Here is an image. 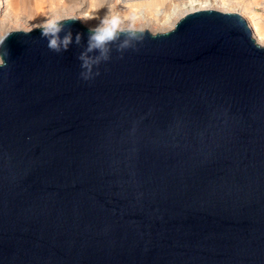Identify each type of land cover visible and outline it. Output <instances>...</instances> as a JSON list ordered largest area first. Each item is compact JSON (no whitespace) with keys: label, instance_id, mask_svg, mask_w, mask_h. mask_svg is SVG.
<instances>
[{"label":"water","instance_id":"95a60500","mask_svg":"<svg viewBox=\"0 0 264 264\" xmlns=\"http://www.w3.org/2000/svg\"><path fill=\"white\" fill-rule=\"evenodd\" d=\"M11 31L0 68V264H264V46L197 10L112 46ZM64 32L61 33V36ZM92 55L97 54L95 51Z\"/></svg>","mask_w":264,"mask_h":264},{"label":"clouds","instance_id":"9594fccd","mask_svg":"<svg viewBox=\"0 0 264 264\" xmlns=\"http://www.w3.org/2000/svg\"><path fill=\"white\" fill-rule=\"evenodd\" d=\"M91 16L84 18L71 17V19H90ZM132 18L122 16L120 12H109L104 18L100 20L94 28H89L86 48L80 53L77 59L80 61L81 71L80 78L87 81L99 75V65L106 62L111 57L112 46L114 45L116 51L123 52L133 46L134 42H139L142 36L137 34V29L131 23H125ZM64 19L55 17L46 19L37 27L40 28V35L46 41L49 50L56 53L65 52L68 50L70 43L79 44L81 41V34L77 32L73 41V34L71 31L65 32ZM32 31L31 28L27 29ZM64 35L61 36V33ZM9 35V34H8ZM8 35L0 34V68L6 64V57L8 50L4 46L5 39ZM97 54L92 55L91 53Z\"/></svg>","mask_w":264,"mask_h":264},{"label":"bare ground","instance_id":"6f19581e","mask_svg":"<svg viewBox=\"0 0 264 264\" xmlns=\"http://www.w3.org/2000/svg\"><path fill=\"white\" fill-rule=\"evenodd\" d=\"M120 5H123V8H129V6H134L141 10L154 9L153 17L154 19H146V17H151V14H146L143 12H138L136 9L132 10L131 13L135 15V17H131L130 21H125V23L135 24L137 20H142L145 26L155 23L157 25H165L167 24L169 28H173L177 19L181 18L187 13L194 12L197 10H217L221 12L228 13H239L242 14V17L248 24L251 29L252 36L255 39L256 43L260 46H264V27L260 24L261 19L258 20L253 17L254 11L251 7L250 3L253 0H249L245 7L242 9L237 7V5L225 3L222 1L221 4L217 2H213L212 0H121ZM201 1V7L197 10L194 9L197 2ZM244 3V2H243ZM203 4V5H202ZM6 5L10 9L11 13L16 16L18 13H23L25 15V20H30L31 22L41 21L42 18L48 17V10L46 7V3L44 0H6ZM89 4L86 2L85 10L78 14L76 17L84 18L86 15L94 17L93 12H90L88 9ZM81 7V6H80ZM190 8V9H187ZM150 9V10H151ZM75 13V12H74ZM17 18V17H16ZM170 18V21H169ZM96 17L90 19H80L81 23L86 27H92V23L94 22ZM23 20L21 19H13L14 24H18ZM9 24V23H8ZM3 21L0 22V33L6 30L8 25ZM142 24V23H141ZM262 26V27H261Z\"/></svg>","mask_w":264,"mask_h":264},{"label":"rangeland","instance_id":"374dc122","mask_svg":"<svg viewBox=\"0 0 264 264\" xmlns=\"http://www.w3.org/2000/svg\"><path fill=\"white\" fill-rule=\"evenodd\" d=\"M46 3V7L48 10V17L42 18L41 21L38 22H31L30 20L26 21L25 15L23 13H18L16 16H14L10 9L6 5V0H0V22L3 21L4 23H9L6 27L5 31H2L0 34L4 35L7 32L11 31H27V29L31 28H37V25H40L43 21L50 18L55 17H61L63 19L76 17L78 14H80L82 11L85 10V4L86 2L89 4L88 10L90 12H93L97 19H95L92 23V27L88 28H94L97 24L100 23V20L104 18L110 11L111 12H120L122 16H128V17H135L133 13H131L132 10L130 9H136L138 12H143L146 14H151V17H146V19H154L153 13L154 9L150 8L147 10H141L134 6H129V8H123V5H120L121 0H44ZM251 7L253 8L254 14L253 17L262 20L260 24L264 27V0H253L250 3ZM81 6V7H80ZM75 12V13H74ZM76 15V16H75ZM17 17V18H16ZM13 19H21L23 21L19 22L18 24H14ZM80 20V19H78ZM178 20V19H177ZM81 21V20H80ZM170 21V18H169ZM142 23V24H141ZM135 29H141V30H148L151 33H162L165 31L170 30L171 28L168 27L167 24L161 26L157 25L155 23H152L150 25L145 26L142 20H137L135 24H132ZM261 26V27H262ZM264 29V28H263Z\"/></svg>","mask_w":264,"mask_h":264},{"label":"built area","instance_id":"2783aa9c","mask_svg":"<svg viewBox=\"0 0 264 264\" xmlns=\"http://www.w3.org/2000/svg\"><path fill=\"white\" fill-rule=\"evenodd\" d=\"M212 1L213 2H217L218 4H221L222 1H225V3L237 5L238 8H240L242 6V9H243L245 7V4H247L249 0H212ZM199 7H201V1L197 2V4L195 5L194 9L197 10ZM187 9H190V8H187ZM236 14L240 15L241 17H243L242 14H239V13H236Z\"/></svg>","mask_w":264,"mask_h":264}]
</instances>
